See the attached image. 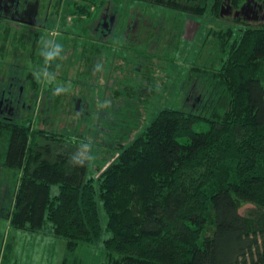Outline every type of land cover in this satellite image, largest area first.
<instances>
[{
  "label": "trees",
  "instance_id": "16d2710c",
  "mask_svg": "<svg viewBox=\"0 0 264 264\" xmlns=\"http://www.w3.org/2000/svg\"><path fill=\"white\" fill-rule=\"evenodd\" d=\"M109 1L119 0L100 4ZM131 1L198 18L216 15L220 2ZM83 8L71 9L81 15L78 27L82 14L89 17V8ZM79 30L66 39L77 42L85 35L88 41ZM112 38L93 45L97 63L107 64L102 56L109 51L118 67L111 70L101 107L97 83L89 86L91 95H81L80 87L70 96L50 84L43 106L29 119L0 114V167L18 180L10 226L30 233L48 230L63 239L62 264H87V250L95 246L103 264H264V24L208 31L206 40L213 42L201 55L205 64L191 69L192 80L201 79L199 107L209 117L165 108L148 125L147 106L164 67L155 52L131 50L122 58ZM128 39L125 48L132 46ZM51 46L36 43L39 54H33L49 78L63 58L60 52L54 57ZM83 48L87 62L89 47ZM33 83L39 95L41 83ZM72 95L85 96L92 111L77 112ZM200 120L209 122L207 131H195ZM86 144L89 153L97 145L106 147L101 174L103 167L90 173L82 152Z\"/></svg>",
  "mask_w": 264,
  "mask_h": 264
},
{
  "label": "rangeland",
  "instance_id": "374dc122",
  "mask_svg": "<svg viewBox=\"0 0 264 264\" xmlns=\"http://www.w3.org/2000/svg\"><path fill=\"white\" fill-rule=\"evenodd\" d=\"M225 1L227 0H220V2H224L223 9L227 12L228 4ZM50 2L55 4L58 3V0H46L44 13L47 12ZM59 3H62V6L59 7L61 9L59 15L56 16L52 8L48 27L43 33L38 28L17 27L10 22H0V99L3 92L12 91V97L19 101L12 116L8 112L4 115L10 120L23 121L34 115L38 111V107L43 106L44 95H46L44 92L48 91V87H52L50 84L53 85V88L57 87V90L67 93L68 96H70L69 93L74 94L80 87L83 91H90V84L87 86L85 84V80L89 76H87L86 65L83 63V55L80 52L82 46L87 44L85 35H82L77 42L68 41L66 37L69 34L72 35L76 30L82 29L79 31L86 32L88 41L91 40V36L94 39L100 38L101 33L100 31L96 33V30H103L99 24L103 22L104 14L117 17V26L119 27L120 24L123 26L121 42L119 43L116 35V39L113 40V43L118 42L119 44V56L124 58L126 54H130L131 50L135 53L137 49L142 52H155L159 55L160 63L164 67V77L162 76L164 81L163 79L159 80L155 86L156 94L147 106L144 125H148L157 113L165 108L193 112L199 116L206 113L208 116V113L199 107L204 91L202 83H199L201 79L192 80L194 75L192 74L193 69H191L195 63L202 66L205 64L201 60V55L205 51L207 53L210 43L213 42V38L206 40L208 31H226L230 28L239 31L245 24L250 26L264 24V22L256 23L253 20L249 21L250 23L240 22L233 16L224 15L221 17L220 7L216 15L208 12L205 17L198 18L163 6L131 0H119L115 3L116 5L112 1L104 2L103 5L100 4V0H60ZM211 3L212 0L209 1V6ZM79 6H86L87 8L83 9L89 8L90 10L89 17L86 13L82 14L83 22L82 25H79L80 27L76 25V21L81 15L71 11ZM67 16L69 18L66 20ZM44 23L43 20L40 21V24L44 25ZM133 26H135L134 29L129 31ZM127 28L129 29L127 30ZM117 30L114 29V32ZM126 30L127 36L131 38L128 40H131L132 44L129 48L124 47ZM61 31L64 32L62 35ZM36 43L40 45L52 44L51 50L55 52L54 57L58 52L63 54L61 66L55 77L49 78V72L43 71L34 62L33 54H39V49H35ZM140 43L141 45H137ZM40 48L42 49L41 46ZM111 48L114 53V47ZM102 57L109 61L106 70L114 68L112 66L114 63L111 62V58L114 56L112 57L109 51H106ZM114 69H118L117 64ZM40 76L41 80L39 81ZM33 80L41 83L42 91L39 95L34 91ZM106 82L107 80L104 78L94 83L98 85V83L106 84ZM95 90L98 95L97 106L101 107L105 100L104 88L98 86L94 92ZM213 94L210 92V96ZM77 98L74 95L70 98L73 106L74 99ZM208 107L210 106L208 105ZM91 109H93V105ZM43 124L41 123L39 126L44 127ZM209 125L207 120H200L194 124V129L196 132L207 131ZM93 139L90 138V144ZM90 146L86 144L82 149L83 154L88 155L89 158V171L92 173L95 172V168L103 167L99 173L101 174L107 167V165L102 166V159L107 156L106 147L97 145L89 153ZM16 183L18 180L15 176L0 167V264H62L66 246L63 239L55 237L48 230L41 233H30L15 230L10 226L8 217L13 207ZM249 208V205L242 208V213L245 214ZM107 222L108 218L102 212V224L106 226ZM87 251V264H103L102 255L96 246L90 247Z\"/></svg>",
  "mask_w": 264,
  "mask_h": 264
},
{
  "label": "flooded vegetation",
  "instance_id": "af4514ba",
  "mask_svg": "<svg viewBox=\"0 0 264 264\" xmlns=\"http://www.w3.org/2000/svg\"><path fill=\"white\" fill-rule=\"evenodd\" d=\"M60 0H58V3L52 4V2L48 3L47 12L44 13V8L46 3V0H0V22L6 21L10 22L11 24L17 26V27H25V28H31V29H37L42 31V33L45 31V29L48 27V21L49 16L51 14L52 8L54 9V13L59 15L58 13L61 11L59 7L62 6V3H59ZM226 4H228L227 12L224 10V2H220V16L221 13H225V16H233V18L239 20L240 22L250 23L249 21H255L257 22H264V0H227L225 1ZM53 5V6H52ZM50 11V12H49ZM43 17V19H41ZM222 17V16H221ZM69 17H66V20ZM103 22L99 24V27L103 30H96V33L100 31V38L94 39L91 36L90 41H85L87 44L86 46L89 47L88 56L90 57L89 61L84 62L86 67L87 76L94 77L97 80L99 79H106V84L104 83H98L102 88L105 89V86L108 85V82L110 81V78L112 76L111 68L110 70H106L105 62L100 65L97 63L98 61L94 60V46L95 44H109L111 43V38L119 36L121 38L122 36V24L117 26L118 18L115 16H111L109 14H104V17H102ZM43 20L45 23L44 25L40 24V21ZM63 22V19H62ZM34 23V24H32ZM131 27V30L134 29ZM114 29H118L116 32H114ZM129 28H127L128 30ZM127 30L125 31V35L127 37ZM64 33L61 31V35ZM90 34V33H89ZM93 35V34H92ZM116 35V36H115ZM124 35V36H125ZM121 42V39L119 40ZM84 46V45H83ZM80 50V52H85V50ZM106 74V76H105ZM91 78L89 79V86L94 87L95 85L91 83ZM95 80V81H97ZM104 86V87H103ZM81 90V89H80ZM12 91L3 92L0 99V108H1V115H5L7 112L10 116L13 115V112L17 108L18 100L12 97ZM85 92L88 93V95H91L88 91H80L81 95H84ZM92 103L85 98V96L78 97L77 99H74V108L79 113L87 114L92 111L91 109Z\"/></svg>",
  "mask_w": 264,
  "mask_h": 264
},
{
  "label": "crops",
  "instance_id": "0c3cea01",
  "mask_svg": "<svg viewBox=\"0 0 264 264\" xmlns=\"http://www.w3.org/2000/svg\"><path fill=\"white\" fill-rule=\"evenodd\" d=\"M89 78H91V77H89ZM95 80H97V79L94 78V77L91 78V82H92V84L95 82ZM103 87H104V86H103ZM104 91H106V90L104 89Z\"/></svg>",
  "mask_w": 264,
  "mask_h": 264
},
{
  "label": "water",
  "instance_id": "95a60500",
  "mask_svg": "<svg viewBox=\"0 0 264 264\" xmlns=\"http://www.w3.org/2000/svg\"><path fill=\"white\" fill-rule=\"evenodd\" d=\"M224 15H226V14H225V13H222V14H221V16H224ZM32 24H34V23H32Z\"/></svg>",
  "mask_w": 264,
  "mask_h": 264
}]
</instances>
